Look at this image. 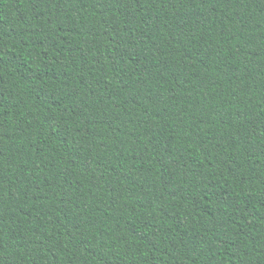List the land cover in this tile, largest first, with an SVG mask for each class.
Instances as JSON below:
<instances>
[{
    "label": "trees",
    "instance_id": "1",
    "mask_svg": "<svg viewBox=\"0 0 264 264\" xmlns=\"http://www.w3.org/2000/svg\"><path fill=\"white\" fill-rule=\"evenodd\" d=\"M0 264H264V0H0Z\"/></svg>",
    "mask_w": 264,
    "mask_h": 264
}]
</instances>
